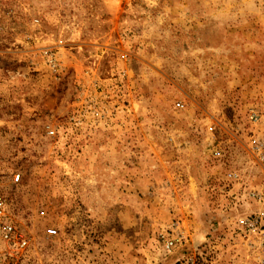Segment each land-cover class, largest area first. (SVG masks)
Instances as JSON below:
<instances>
[{
    "label": "rangeland",
    "instance_id": "374dc122",
    "mask_svg": "<svg viewBox=\"0 0 264 264\" xmlns=\"http://www.w3.org/2000/svg\"><path fill=\"white\" fill-rule=\"evenodd\" d=\"M262 142L264 0H0V264H254Z\"/></svg>",
    "mask_w": 264,
    "mask_h": 264
},
{
    "label": "built area",
    "instance_id": "2783aa9c",
    "mask_svg": "<svg viewBox=\"0 0 264 264\" xmlns=\"http://www.w3.org/2000/svg\"><path fill=\"white\" fill-rule=\"evenodd\" d=\"M178 106L183 107L182 103ZM54 133L53 130L50 132ZM254 148L258 152L264 151V142L256 144ZM208 151L210 155H221L220 145L215 137L209 139ZM229 177H234L235 174L229 173ZM22 174L15 172L12 174V182L17 184L21 181ZM254 196L263 200V195L259 192H252ZM42 214L44 212H41ZM238 230L243 236L246 247L254 254V264H264V210L256 213L241 215L236 220ZM49 235H56L58 230L56 228H47ZM0 238L5 244L14 249H25L28 245V240L22 235L16 233V228L9 218L8 203L5 194L0 190ZM162 239V248L171 253L176 248L183 246L185 239L180 221L173 222L166 230L160 233ZM178 264H231L223 262L218 257L204 258L200 261L197 254H185L177 261ZM11 264H16L12 262Z\"/></svg>",
    "mask_w": 264,
    "mask_h": 264
}]
</instances>
